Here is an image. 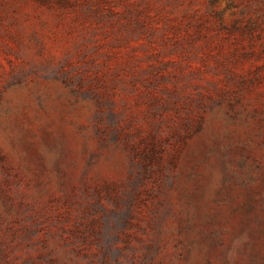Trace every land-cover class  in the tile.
<instances>
[{"label":"rangeland","instance_id":"1","mask_svg":"<svg viewBox=\"0 0 264 264\" xmlns=\"http://www.w3.org/2000/svg\"><path fill=\"white\" fill-rule=\"evenodd\" d=\"M0 264H264V0H0Z\"/></svg>","mask_w":264,"mask_h":264}]
</instances>
